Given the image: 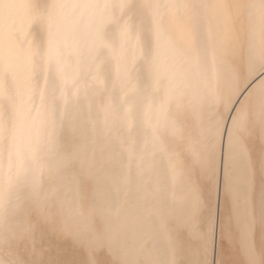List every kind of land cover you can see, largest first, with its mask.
<instances>
[{
    "label": "bare ground",
    "instance_id": "1",
    "mask_svg": "<svg viewBox=\"0 0 264 264\" xmlns=\"http://www.w3.org/2000/svg\"><path fill=\"white\" fill-rule=\"evenodd\" d=\"M0 264H264V0H0Z\"/></svg>",
    "mask_w": 264,
    "mask_h": 264
}]
</instances>
